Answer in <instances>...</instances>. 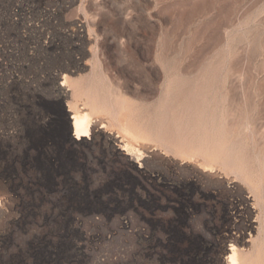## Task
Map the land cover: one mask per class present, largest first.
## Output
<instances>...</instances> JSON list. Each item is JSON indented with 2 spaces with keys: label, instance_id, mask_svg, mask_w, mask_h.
<instances>
[{
  "label": "rangeland",
  "instance_id": "obj_1",
  "mask_svg": "<svg viewBox=\"0 0 264 264\" xmlns=\"http://www.w3.org/2000/svg\"><path fill=\"white\" fill-rule=\"evenodd\" d=\"M96 62L106 110L81 142L71 92L55 91ZM179 126L203 153L237 151L261 203L229 170L190 158L194 142L186 155L167 146ZM263 160L264 0H0V264H223L233 243L264 264Z\"/></svg>",
  "mask_w": 264,
  "mask_h": 264
},
{
  "label": "bare ground",
  "instance_id": "obj_2",
  "mask_svg": "<svg viewBox=\"0 0 264 264\" xmlns=\"http://www.w3.org/2000/svg\"><path fill=\"white\" fill-rule=\"evenodd\" d=\"M84 38H85V36H83ZM86 39V38H85ZM86 41V40H85ZM84 41V42H85ZM82 42H83V40H82ZM84 45V44H83ZM80 46V45H79ZM82 46V45H81ZM96 47V46H95ZM82 50V49H81ZM80 50V51H81ZM79 51V50H78ZM95 56H97V55H95ZM94 58V57H93ZM95 60V59H94ZM98 61H99V59H97ZM100 62V61H99ZM75 64V63H74ZM101 64V63H100ZM100 64L98 63V62H96L95 63V65H94V68L92 69V71L86 76V77H83V78H80V79H78V80H72V81H70L68 78H69V75L67 74V72L65 71L64 73H63V76L61 77L62 78V83H60V86H63V87H66L65 88V90H56L55 92H56V94H55V96L57 97V98H66L67 97V95L69 94V93H67L68 91H70L71 92V97L73 98V100L71 101L70 100V102H68V104H67V106L69 107L68 108V110L67 111H70L71 113H72V115L70 116V119H71V128H72V131H73V136H74V138L76 139V140H79V141H81V142H83V141H85L86 139H89L90 138V134L92 133V130H93V124H94V122H95V120H94V115H98L100 112H105V108H106V103H105V101L103 100V98L100 96V94H102L101 93V91L103 92L106 88H104L103 87V81H104V78H105V76L104 75H102V71H101V66H100ZM80 66V65H79ZM78 66V67H79ZM83 67V66H82ZM66 70L68 69V68H65ZM74 69V68H73ZM79 69V68H78ZM106 84V83H105ZM108 84L110 85V83L108 82ZM187 84V83H186ZM54 86V85H53ZM105 86V85H104ZM185 86V85H184ZM103 87V88H102ZM52 88V87H51ZM61 87H59V89H60ZM189 88V87H188ZM201 88V87H200ZM104 89V90H103ZM202 89V88H201ZM188 90V89H187ZM52 91V90H51ZM110 91V90H109ZM115 91V90H114ZM117 91V90H116ZM189 91V90H188ZM105 92V91H104ZM104 92H103V94H104ZM108 92V91H107ZM200 92V91H199ZM52 93V92H51ZM188 93V92H187ZM54 94V93H53ZM183 94V93H182ZM189 94H190V92H189ZM188 94V95H189ZM199 94V93H198ZM115 95V94H114ZM105 96H107V94L105 93ZM110 94H108V99L110 98ZM180 96H182V95H180ZM186 96V95H185ZM118 97V96H117ZM188 97H190V95L188 96ZM203 98V97H202ZM71 99V98H70ZM79 99H81V100H83V104H81V105H79V104H77L78 103V100ZM105 99V98H104ZM115 99V98H114ZM114 99L112 100V101H114ZM183 99V98H182ZM186 99V98H185ZM111 100V99H110ZM121 100V99H120ZM169 100V99H168ZM111 101V102H112ZM110 102V101H109ZM120 102H124V100H122V101H119V103ZM180 102V101H179ZM188 101H186V103H187ZM190 102V101H189ZM188 102V103H189ZM116 103V102H115ZM114 103V104H115ZM185 103V102H184ZM125 104V103H124ZM179 104V103H178ZM191 104V103H190ZM190 104H189V106H190ZM110 105V104H109ZM109 105H108V107H109ZM116 105H117V103H116ZM115 105V106H116ZM122 105H123V103H122ZM181 105L182 104H180L179 105V107H181ZM186 106H187V104H185ZM84 106H86L87 107V109H85V107ZM118 107H120L121 108V106L118 104L117 105ZM125 106V105H124ZM136 106V105H135ZM167 106V105H166ZM107 107V108H108ZM110 107H111V105H110ZM177 107V106H176ZM176 107L174 108V109H176ZM184 105L182 106V110H184ZM188 107V106H187ZM191 107L192 106H190V107H188V109L187 110H189V108L191 109ZM197 107V106H196ZM85 109V110H84ZM111 109V108H110ZM109 109V110H110ZM112 109H114V108H112ZM118 109V108H117ZM124 109V108H123ZM179 109V108H178ZM180 109V110H181ZM194 109V108H193ZM198 109V108H197ZM133 110H134V108H133ZM132 110V111H133ZM192 110V109H191ZM111 111V110H110ZM113 111V110H112ZM130 111V110H129ZM178 111V113L179 114H177V115H180V111L179 110H177ZM176 111V112H177ZM185 111H186V109H185ZM190 111V110H189ZM194 111H195V109H194ZM116 112V111H115ZM114 112V114H115V116H116V113ZM184 112V111H183ZM191 112V111H190ZM200 112H202V110L200 111ZM111 113V112H110ZM170 113V112H169ZM193 113V115H194V112H192ZM205 113V112H204ZM111 114H113V112L111 113ZM131 114H134V112L133 113H131ZM171 115V117H172V113H170ZM198 114H200V113H197V116L199 117L200 115H198ZM182 115V116H181ZM180 115V117L182 118V120H183V118H184V121L186 120L185 118H187V117H185L186 116V113H182ZM187 115H188V113H187ZM193 115H188V118H189V116H193ZM216 115V114H215ZM108 116H110V115H108ZM112 116H114V115H112ZM114 116V119H116V117ZM132 116V115H131ZM195 116V115H194ZM111 117V116H110ZM109 117V118H110ZM133 117V116H132ZM176 116H174V118H175ZM179 117V118H180ZM201 117V116H200ZM199 117V118H200ZM177 118H178V116H177ZM194 118H196V117H194ZM204 118V117H203ZM110 119H112V118H110ZM114 119H112L113 121H114ZM169 119V118H168ZM176 119V118H175ZM190 119V118H189ZM206 119V118H205ZM178 120V119H177ZM188 120V119H187ZM191 120V119H190ZM190 120L188 121V122H190ZM193 120V119H192ZM197 120H199L198 118H197ZM196 119H195V122L197 121ZM112 121V122H113ZM170 121V120H169ZM172 121V120H171ZM175 121V120H174ZM184 121H183V123H184ZM137 122V121H136ZM135 122V123H136ZM165 123L167 122L166 120L164 121ZM188 122L185 124V125H187L188 124ZM199 122H201V121H198L197 123H198V126H200V125H202L204 122H202L200 125H199ZM134 123V122H133ZM132 123V124H133ZM170 123V122H169ZM178 123H181L180 121L178 122ZM177 123V124H178ZM194 123V122H193ZM197 123H196V125H197ZM116 124V123H115ZM136 124H138V123H136ZM171 124L172 123H170V127L169 128H171ZM191 124V123H190ZM211 124V123H210ZM142 125V124H141ZM140 124H139V126H141ZM166 125V124H165ZM167 125H168V123H167ZM181 125H184V124H182L181 123ZM192 125V124H191ZM195 125V124H194ZM99 128L100 129H103L104 131H106V132H108V128H110V127H112V126H114L111 122H109V121H102L99 125ZM119 126V125H118ZM133 126V125H132ZM172 126H174V125H172ZM175 126H176V123H175ZM178 126V125H177ZM117 127V126H116ZM122 127V131L125 133V134H127V135H129V136H131V137H137L138 136V132H132L133 130H131L132 128H130L128 125H122L121 126ZM165 128H166V126H164ZM164 127L162 128V129H164ZM184 127V126H183ZM183 127H181V126H179V128H180V130L183 128ZM189 127V126H188ZM211 127V126H210ZM137 128H139V127H137ZM142 128H143V126H142ZM174 128V127H173ZM173 128H172V130H170L171 132H174L173 131ZM176 129H174V130H177L178 132H174L173 133V139H172V141H170L171 143H168L167 144V146H169V144L170 145H173L177 150H180V152L181 153H185V155L187 154V148H189V145H191L193 142V144L191 145L192 147H194V144H197L196 146V149L193 151V153H191V154H188L189 155V157L190 158H192V157H197V156H200L204 161H206V162H210V163H208L206 166H210V168H213V163H217L221 168H224V169H226V170H229L230 171V175H231V173H233V175L234 176H236V177H238V178H241L246 184L245 185H247V187H249L250 189L249 190H251V192L253 193V195H254V198H256L255 199V204L259 201V200H261L260 198L262 197L263 198V196H262V194L260 193V188H261V186L263 185V183L260 181V182H257V181H253L252 180V178L250 177V173H248V172H246L245 170H244V168H243V165H242V163H239L240 161H239V156H238V154L235 152V150H233L232 148H230V149H227L226 148V146H225V148L227 149L226 151L225 150H223V151H225V152H214V153H212L211 151H208V153H203L202 151L203 150H201L200 148V144H199V142H197L198 141V136H197V140H194V136H193V138H191L190 136H191V132H193V130L192 131H190V133H188V132H184L185 131V129H182L181 131H183V132H181V131H179L178 130V128L177 127H175ZM190 128H192V126L191 127H189L188 129H190ZM194 128H196L197 129V126H194L192 129H194ZM245 128V127H244ZM141 129V128H140ZM202 129V128H201ZM200 128H199V130H201ZM167 130H169V129H167ZM195 130V129H194ZM94 131V130H93ZM99 131V130H98ZM186 131H187V129H186ZM197 131H198V129H197ZM197 131H195V132H197ZM212 131V130H211ZM101 132V131H100ZM164 132H165V130H164ZM163 132V133H164ZM170 132V133H171ZM195 132H194V134H195ZM202 131H200V132H197V133H200V134H202L201 133ZM216 132H217V130H216ZM225 132V131H224ZM108 133H111V131H109ZM107 133V134H108ZM145 133V132H144ZM155 133V132H154ZM160 133V132H159ZM167 135L169 134L170 135V133H167V132H165ZM196 133V135H198ZM226 133V132H225ZM224 133V134H225ZM230 133H233V132H230ZM235 133V132H234ZM94 134V133H93ZM148 134V133H147ZM161 134V133H160ZM172 134V133H171ZM190 134V135H189ZM236 134V133H235ZM235 134H234V136H235ZM1 135H2V133H1ZM98 135V134H97ZM103 135V134H102ZM112 135V134H111ZM149 135V134H148ZM226 135V134H225ZM224 135V136H225ZM101 136V135H100ZM103 136H105V135H103ZM119 135L117 134V137H118ZM172 136H171V138H172ZM227 136H228V134L226 135V137L225 138H227ZM231 135L229 134V138H228V140L229 139H231L232 137H230ZM3 137H6V136H4V134H3ZM196 137V136H195ZM202 137V136H201ZM239 137V136H238ZM98 138V137H97ZM149 138H151V137H149ZM154 138V137H153ZM156 138H157V136H156ZM155 138V139H156ZM166 138V137H165ZM169 138V137H168ZM170 138V139H171ZM208 138H209V135H208ZM215 138H216V136H215ZM224 138V137H223ZM110 139V138H109ZM152 139V138H151ZM161 139V138H160ZM159 139V140H160ZM164 138H162L161 140H163ZM169 139V140H170ZM233 139H235V138H233ZM233 139H231V140H233ZM239 139V138H238ZM236 139L237 141H235V142H238L239 140H241V139ZM5 140V139H4ZM106 140V139H105ZM105 140H103V141H105ZM158 140V139H157ZM168 140V141H169ZM211 140H212V137H211ZM216 140V139H215ZM227 140V141H228ZM95 142V141H94ZM161 142V141H160ZM164 142H166V141H164ZM208 142H209V140H208ZM226 142V141H225ZM225 142H223V144L225 143ZM98 143V142H97ZM103 143V142H102ZM101 143V144H102ZM162 143V142H161ZM227 143V142H226ZM232 144H233V141L231 142ZM155 144V143H154ZM166 144V143H165ZM212 144V143H211ZM159 145H160V143H159ZM210 145V144H209ZM228 145V144H227ZM162 146V145H161ZM167 146L165 147L164 146V148H167ZM173 146H171V147H173ZM190 146V147H191ZM97 147H99V145L97 146ZM105 147V146H104ZM107 147V146H106ZM105 147V148H106ZM109 147V146H108ZM191 147V148H192ZM111 148V147H110ZM169 148V147H168ZM218 148V150H219V147H217ZM240 148V147H239ZM246 148H247V146H246ZM122 149L125 151V154L126 155H130V154H135L136 156H137V158H140L141 159V157L143 156V152L139 149V148H136V147H134V146H132V144L129 142V141H126V142H124L123 143V147H122ZM166 150V149H165ZM169 150H171V148L169 149ZM237 150V149H236ZM240 150V149H239ZM247 150V149H246ZM245 150V151H246ZM249 150V149H248ZM106 151V150H105ZM107 152V151H106ZM167 152V151H166ZM172 152H173V150H172ZM205 152V151H204ZM209 152H211V153H209ZM247 152V151H246ZM246 152H244V154L245 155H247V153ZM253 152V151H252ZM110 153V152H109ZM113 154V153H112ZM251 154V153H250ZM256 154V156L258 157V155H257V152L255 153ZM255 154H253V156H255ZM123 155V154H122ZM256 156H255V158H256ZM110 157V156H109ZM250 156L248 155V157H244V159L245 158H249ZM261 156L259 155V158H260ZM129 159V158H128ZM254 159V158H253ZM252 159V160H253ZM262 159H263V157H262ZM261 159V160H262ZM250 160V159H249ZM251 160V161H252ZM255 160V159H254ZM118 161V160H117ZM246 161V159L244 160V162ZM250 161V162H251ZM264 161V160H263ZM243 162V163H244ZM249 161L247 160V163H248ZM246 163V162H245ZM253 163V162H252ZM256 163H257V161H256ZM250 163H248V164H246L245 166H246V168H248V166H251L252 165V167L253 166H255V165H253V164H250ZM248 165V166H247ZM257 165V164H256ZM263 167V166H262ZM262 167H261V169H262ZM193 168V167H192ZM253 168H255V167H253ZM258 168H259V166H258ZM224 169H222V170H224ZM252 169V168H251ZM256 169V172L258 171L257 170V167L255 168ZM254 169V170H255ZM213 170V169H212ZM211 170V171H212ZM219 170H220V168H219ZM248 170H250L249 168H248ZM247 170V171H248ZM254 170H251V172L252 171H254ZM261 171V170H260ZM200 172V171H199ZM255 172V173H256ZM259 172V171H258ZM257 172V173H258ZM208 173V172H207ZM225 173V172H224ZM253 173V172H252ZM264 173V172H263ZM199 174V173H198ZM203 174V173H202ZM260 174V173H259ZM201 175V174H200ZM207 175V174H206ZM205 175V176H206ZM261 175V174H260ZM263 175V174H262ZM208 176V175H207ZM207 176H206V178H207ZM251 176H253V174H251ZM257 176H259L258 174H257ZM202 177H204V176H202ZM201 176H200V178H202ZM260 177V176H259ZM238 178H236V179H238ZM199 179V178H198ZM212 179V178H211ZM214 179V178H213ZM212 179V181H215V180H213ZM235 179V178H234ZM254 179V178H253ZM195 180V179H194ZM239 180V179H238ZM238 180L236 181V182H238ZM255 180V179H254ZM258 180V179H257ZM203 181V180H202ZM207 181V180H206ZM240 181V180H239ZM205 182V181H204ZM203 182V183H204ZM208 182H209V180H208ZM242 182V181H241ZM210 183V182H209ZM243 183V182H242ZM203 185H205V184H203ZM244 187V186H243ZM264 188V187H263ZM231 189V188H230ZM262 189V188H261ZM237 190V189H236ZM233 191V190H232ZM263 192V191H262ZM230 193H232V192H230ZM251 193V194H252ZM240 194V193H239ZM247 194H249L250 195V191H249V193H247ZM235 195V194H234ZM242 195V194H241ZM245 196V195H244ZM238 197V196H237ZM242 197V196H241ZM251 199V198H250ZM253 201H254V199H252ZM233 201V200H232ZM260 202V201H259ZM258 202V203H259ZM240 203H242V202H240ZM261 203V202H260ZM262 203H264V202H262ZM243 204V203H242ZM251 205V204H250ZM250 205H249V207H250ZM230 206V205H229ZM240 206V205H239ZM242 206V205H241ZM252 206H254V205H252ZM257 206H258V204H257ZM260 206H261V204H260ZM236 207V206H235ZM259 207V206H258ZM263 207V206H262ZM261 207V208H262ZM251 209V208H250ZM243 210V209H242ZM254 210V209H253ZM263 210V209H262ZM249 211V210H248ZM240 212V211H239ZM253 212V211H252ZM260 212V211H259ZM240 213H242V212H240ZM256 213V212H255ZM231 214H232V212H231ZM243 214V213H242ZM245 214V213H244ZM261 214H262V212H261ZM240 215V214H239ZM247 215V214H246ZM234 216V215H233ZM259 218H260V216H259ZM235 220V219H234ZM244 220V219H243ZM242 220V221H243ZM254 220H255V218H254ZM260 220V219H259ZM259 220L257 221V222H259ZM261 221V220H260ZM241 223V222H240ZM248 223V222H247ZM249 224V223H248ZM233 225V224H232ZM254 226V225H253ZM252 227V226H251ZM250 227V228H251ZM240 228V227H239ZM257 230L261 233V230H262V225L261 224H259V227L257 226ZM235 229V228H234ZM249 229V228H248ZM252 230V229H251ZM238 231H240V230H238ZM254 231V230H253ZM242 232V231H241ZM249 232V231H248ZM226 233V232H225ZM230 233V232H229ZM237 233V232H236ZM243 233V232H242ZM262 234V233H261ZM257 235H258V233H257ZM227 236V235H226ZM243 236V235H242ZM256 236V235H255ZM259 236V235H258ZM257 236V237H258ZM223 237V236H222ZM244 237V236H243ZM261 237H263V236H261ZM234 238V237H233ZM252 238V237H251ZM254 238V237H253ZM226 239V238H225ZM237 239V238H236ZM243 239V238H242ZM245 239V238H244ZM259 239H261V238H259L258 237V240ZM232 240V239H231ZM224 241H226V240H224ZM238 241V240H237ZM242 241V240H241ZM241 241H240V243H241ZM244 241V240H243ZM251 241V240H250ZM254 241V240H253ZM255 241H257V239L255 240ZM254 241V242H255ZM260 241V240H259ZM259 241H258V243H259ZM262 241H264V240H262ZM229 242H231V241H229ZM248 242V241H247ZM232 243V242H231ZM237 243V242H236ZM239 243V244H240ZM246 243V242H245ZM230 244V243H229ZM247 244V243H246ZM246 244H244V245H246ZM250 244H252L253 246L252 247H254L255 248V246H254V243L252 242V243H250ZM255 244H256V242H255ZM260 244V243H259ZM262 244L263 243H261V245L260 246H262ZM236 245H238V244H235V243H233V244H231V246H229L230 248H229V255L228 256H226L227 258V262L225 261L223 264H245L246 262H244L243 261V257H242V254H243V252H241V251H239V249H238V247L236 246ZM243 245V244H242ZM264 245V244H263ZM258 246V245H257ZM260 246H258V248L260 247ZM252 247H251V249H252ZM247 248H248V246H247ZM262 248H264V247H262ZM262 248H260L261 250H262ZM241 249H243V248H241ZM251 249H249V250H251ZM260 249H259V253H264V252H261L260 251ZM247 250V249H246ZM249 250H247L248 252H249ZM243 251V250H242ZM264 251V250H263ZM245 253H247L246 251H245ZM256 253V252H255ZM254 253V254H255ZM245 254H243V256H244ZM248 255H249V253H248ZM262 257V256H261ZM260 257V258H261ZM225 259V258H224ZM249 259V258H248ZM264 259V258H263ZM246 260V259H245ZM255 260V259H254ZM249 260H247V262H248ZM223 262V261H222ZM221 262V263H222Z\"/></svg>",
  "mask_w": 264,
  "mask_h": 264
}]
</instances>
